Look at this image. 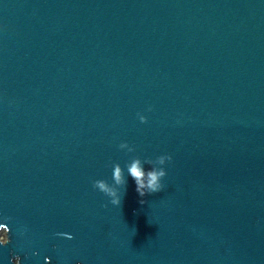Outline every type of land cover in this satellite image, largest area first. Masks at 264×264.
<instances>
[{
	"label": "water",
	"instance_id": "water-1",
	"mask_svg": "<svg viewBox=\"0 0 264 264\" xmlns=\"http://www.w3.org/2000/svg\"><path fill=\"white\" fill-rule=\"evenodd\" d=\"M0 224V264H264V0H0Z\"/></svg>",
	"mask_w": 264,
	"mask_h": 264
},
{
	"label": "clouds",
	"instance_id": "clouds-1",
	"mask_svg": "<svg viewBox=\"0 0 264 264\" xmlns=\"http://www.w3.org/2000/svg\"><path fill=\"white\" fill-rule=\"evenodd\" d=\"M151 110L150 108L148 109ZM141 122H146L145 117H140ZM126 143H121L119 147H124ZM160 164H164L165 161H170L171 157L167 155H161L157 157ZM151 163V161H146ZM127 174L130 176L135 183V191L138 193L140 197H144L146 194L151 195L162 190L161 179L166 175L165 170L163 168L145 171L140 165L139 160L134 161L131 166L127 168ZM112 181L115 184V187L111 186L103 179H97L92 182V186L94 189L103 193L105 196L110 198V203L115 206L121 205V189L126 188L127 179L123 176L121 168L119 165H116L112 169ZM141 204H144L145 201L141 199L139 201ZM0 245H4L7 243V233L8 228L0 224ZM63 235V234H60ZM71 238V237H69ZM11 264H18L17 259H13Z\"/></svg>",
	"mask_w": 264,
	"mask_h": 264
}]
</instances>
